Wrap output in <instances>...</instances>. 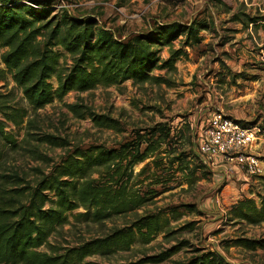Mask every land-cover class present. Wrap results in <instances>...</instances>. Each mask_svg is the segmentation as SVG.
Segmentation results:
<instances>
[{
  "label": "trees",
  "instance_id": "1",
  "mask_svg": "<svg viewBox=\"0 0 264 264\" xmlns=\"http://www.w3.org/2000/svg\"><path fill=\"white\" fill-rule=\"evenodd\" d=\"M242 17L244 24L264 21V16ZM233 19L240 21V17ZM210 27L209 19L187 24L167 22L154 25L146 33L116 38L100 27L93 16L74 17L67 9L57 8L52 0H0V49H4L0 55L4 66L0 69V82L9 77L32 111L62 101L71 92L118 86L126 81L133 85L165 84V78L153 71L175 70L176 61L187 57V50L200 46L204 41L201 32ZM164 48L167 59L161 58ZM219 62L228 73L220 74L219 83H226L227 75L233 84L237 79L247 80L241 72L234 74L224 62ZM9 93L0 92V142L15 146L12 127L24 123L28 110L10 104ZM67 107L80 118L88 115L97 127L118 126L110 117L94 115L78 105ZM182 131L168 123H157L136 130L128 142L117 148L67 149L59 162L33 182L26 181L17 171L0 173V264H79L96 254L128 250L137 241L150 243L169 225L160 210L136 215L128 225L77 246L50 252L39 250L58 227L67 223V213L82 209L75 216L77 220L99 224L114 216L135 213L162 192L172 190L167 185L177 180L178 173L182 179L176 185L184 182L189 187L212 174ZM36 141L50 147H68L67 141L50 134L38 136ZM181 141L188 145L176 152L175 145ZM138 165L142 167L135 173ZM201 167L205 172L198 177ZM159 186L162 191L156 189ZM180 207L195 211L193 205ZM177 210L172 208L170 212L177 215ZM221 217L223 225L261 226L264 196H258V200L243 196ZM187 228L192 230V223L184 225ZM188 245L179 242L139 263L160 264ZM221 245L225 250L237 247L255 251L264 249V238L240 236L222 241ZM193 252L173 264H229L214 250L196 248Z\"/></svg>",
  "mask_w": 264,
  "mask_h": 264
},
{
  "label": "rangeland",
  "instance_id": "2",
  "mask_svg": "<svg viewBox=\"0 0 264 264\" xmlns=\"http://www.w3.org/2000/svg\"><path fill=\"white\" fill-rule=\"evenodd\" d=\"M52 3L57 8L67 9L74 17L93 16L100 27L108 29L116 38L146 33L154 25L167 22L187 24L196 19H209L211 27L201 33L205 40L200 46L187 50V57L176 61L175 70L153 71L154 75L165 78V84L133 85L126 81L118 86L71 92L62 101H54L32 111L9 77L1 81L0 92H10V104L28 110L20 127H12V132L11 128L6 129L16 140L15 146L0 142L1 174L17 171L26 181L33 182L41 172L49 171L53 164L59 162L67 149L117 148L128 142L136 130L157 123H168L176 130H183L184 136L197 150L198 134L206 119L216 111L250 126H258L264 132V31L258 26L244 29L233 20L244 15L263 17L264 0H52ZM248 29L251 34L246 32ZM177 46L178 42H175ZM3 51L0 49V55ZM161 58H168L167 49H163ZM219 61L224 62L232 73L244 74L247 80L237 79L233 84L227 75L226 83H219L220 74H228ZM70 105H78L94 115L110 117L118 126L113 129L97 127L88 115L80 118L70 112L67 107ZM43 134L64 139L68 147L56 148L37 142L38 136ZM178 143L176 152L188 145L185 141ZM232 166L235 167L234 164ZM141 167L136 166L134 172L137 173ZM231 168L227 173L208 174L191 187L184 182L176 185L182 179V174L178 173L175 175L177 180L167 185L172 190L162 192L135 213L114 216L99 224L77 220L75 216L83 212L82 209L67 213V223L58 227L48 238L47 245L39 250L50 252L77 246L128 225L136 215L160 210L169 219V225L150 243L137 241L128 250L96 254L79 264H143L139 261L144 257L158 254L183 241L189 245L160 264L182 261L192 256L196 248L214 250L229 264H264V249L246 251L231 247L225 250L221 245L222 241L240 236L264 238V224L223 225L221 216L228 208L229 195V189L225 187L234 179L230 178ZM203 172V168L197 170V176ZM257 179L260 181L252 190L251 187L248 189L250 197L256 200L258 196H264V179ZM162 188L156 189L162 191ZM186 204L193 205L195 211L188 212L180 207ZM172 208L178 209L177 215H172ZM200 212L203 215H199ZM187 223H192V230L184 229Z\"/></svg>",
  "mask_w": 264,
  "mask_h": 264
},
{
  "label": "built area",
  "instance_id": "3",
  "mask_svg": "<svg viewBox=\"0 0 264 264\" xmlns=\"http://www.w3.org/2000/svg\"><path fill=\"white\" fill-rule=\"evenodd\" d=\"M258 126H243L220 111L213 112L197 137V153L212 172L222 161L247 177L264 176V137Z\"/></svg>",
  "mask_w": 264,
  "mask_h": 264
},
{
  "label": "crops",
  "instance_id": "4",
  "mask_svg": "<svg viewBox=\"0 0 264 264\" xmlns=\"http://www.w3.org/2000/svg\"><path fill=\"white\" fill-rule=\"evenodd\" d=\"M234 21H236V20H234ZM243 21L245 22V19L243 17H241L240 21H236V22H239L244 27V29H247L249 26H251V27L258 26V28H261V30L264 31V21H262V20H258L256 23H252V24L251 23L244 24ZM209 30H207V31H209ZM202 32H204V31H202ZM246 32L251 34L250 29H248ZM230 166H231V163H224V162L220 161L219 165L215 168L216 170L212 171V174L214 175V173H216V172L217 173H227V169L231 168ZM231 170L233 173H229L230 178L234 177L235 181L233 179V181L231 183L227 184L225 187V189H229L228 190L229 195H228L227 204H226V205H228V207L231 206L232 204H234L237 200H239L243 196L250 197L251 195L248 191L249 187H251L250 189L252 190V187L256 183H258V181H260L257 179L260 177H255V179H253V177H247L242 172L237 170L236 167L232 166ZM262 177H264V176H262Z\"/></svg>",
  "mask_w": 264,
  "mask_h": 264
}]
</instances>
